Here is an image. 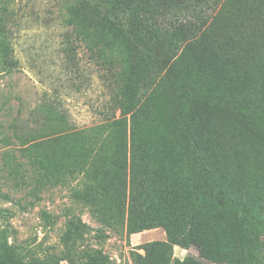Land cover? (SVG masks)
<instances>
[{"label":"trees","instance_id":"1","mask_svg":"<svg viewBox=\"0 0 264 264\" xmlns=\"http://www.w3.org/2000/svg\"><path fill=\"white\" fill-rule=\"evenodd\" d=\"M211 1L76 0L72 13L86 8L92 17L78 33L91 50L105 46L118 148L104 150L102 166L78 150L81 132L63 129L65 116L48 120L46 134L24 150L36 179L31 194L81 172L102 176L107 190L85 197L100 226L117 228L124 218L131 233L160 225L170 244L193 246L203 259L182 264H264V0H225L211 20L176 19L171 31L156 19ZM0 64L2 72L18 64L1 25ZM0 196L11 199L1 182ZM139 256L169 264L163 252ZM0 264L58 263L23 261L3 229ZM67 264L111 263L98 249Z\"/></svg>","mask_w":264,"mask_h":264},{"label":"rangeland","instance_id":"2","mask_svg":"<svg viewBox=\"0 0 264 264\" xmlns=\"http://www.w3.org/2000/svg\"><path fill=\"white\" fill-rule=\"evenodd\" d=\"M224 1L212 0L188 14L162 13L156 19L169 31L168 23L176 19L199 25L211 20ZM243 3L238 0V5ZM74 4L76 0H0V25L6 28L18 63L4 72L0 64V182L11 197L0 196V231L7 230L9 244L25 262H84L98 249L111 264H150L139 255L153 258L160 252L166 253L169 264H182L189 257L203 261L197 248L170 244L160 225L131 233L124 218L123 226H100L85 197L107 190L102 176L81 172L65 183L41 188L37 198L31 194L36 179L24 150L46 134L48 120L65 116L63 129L81 132L78 150L90 161L98 158L102 166L104 150L116 154L118 148L110 123L120 111L103 62L105 46L87 47L78 30L80 22L92 17L86 8L72 13ZM111 165L119 167L115 161ZM104 198L122 220L125 214L116 208L113 196ZM156 242L163 244L160 249Z\"/></svg>","mask_w":264,"mask_h":264}]
</instances>
